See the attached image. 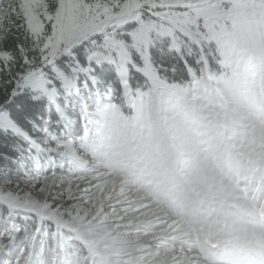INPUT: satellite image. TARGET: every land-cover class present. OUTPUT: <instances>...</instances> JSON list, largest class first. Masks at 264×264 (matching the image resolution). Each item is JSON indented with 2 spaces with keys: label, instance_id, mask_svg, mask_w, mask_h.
<instances>
[{
  "label": "snow or ice",
  "instance_id": "6c2138e0",
  "mask_svg": "<svg viewBox=\"0 0 264 264\" xmlns=\"http://www.w3.org/2000/svg\"><path fill=\"white\" fill-rule=\"evenodd\" d=\"M0 131V264H264V0H0Z\"/></svg>",
  "mask_w": 264,
  "mask_h": 264
},
{
  "label": "trees",
  "instance_id": "16d2710c",
  "mask_svg": "<svg viewBox=\"0 0 264 264\" xmlns=\"http://www.w3.org/2000/svg\"><path fill=\"white\" fill-rule=\"evenodd\" d=\"M111 75L114 78V73L111 70ZM37 116H42V113H37ZM22 126L29 132V135H34V137H39L40 140H42V135L40 132H34L32 129L31 124H27L24 121H21ZM41 120H37V124H41ZM16 147V151H13V147ZM27 146V144L20 140L18 137L12 135L10 132L6 133L5 131H0V154H5L9 157H11L13 160L17 158L21 150ZM4 161L2 159V156H0V165L3 164Z\"/></svg>",
  "mask_w": 264,
  "mask_h": 264
},
{
  "label": "rangeland",
  "instance_id": "374dc122",
  "mask_svg": "<svg viewBox=\"0 0 264 264\" xmlns=\"http://www.w3.org/2000/svg\"><path fill=\"white\" fill-rule=\"evenodd\" d=\"M113 71V73H114V78H115V76H116V73H115V71L114 70H112ZM138 75V74H137ZM41 134H42V132H41ZM44 139V138H43ZM43 139L41 140V141H43ZM27 148H28V145L27 146H25L24 148H23V151L21 150V152L19 153V155L17 156V158H23V157H27ZM16 158V159H17ZM0 166H3V164H1ZM23 167V166H22ZM24 173H23V171H21V173H20V175H23ZM6 225H5V223H4V221H3V218L2 217H0V230H2L4 227H5ZM25 238L23 237V234H19L18 236H17V240H16V243H15V245L13 246V249H12V252H13V255H15L19 250H20V248H22L23 246H24V244H25Z\"/></svg>",
  "mask_w": 264,
  "mask_h": 264
}]
</instances>
